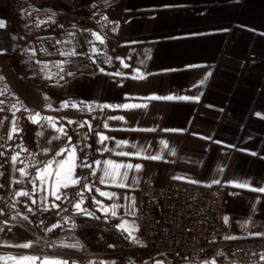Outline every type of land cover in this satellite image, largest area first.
<instances>
[{"label": "crops", "instance_id": "1", "mask_svg": "<svg viewBox=\"0 0 264 264\" xmlns=\"http://www.w3.org/2000/svg\"><path fill=\"white\" fill-rule=\"evenodd\" d=\"M0 21V264H17L25 256L96 264L68 258L89 247L76 229L94 216L136 248L137 193L170 180L224 184L222 236L264 237V194L250 190L264 187V0H0ZM70 50L77 55H61ZM105 104L147 107L101 110ZM100 135L110 139L100 144ZM118 140L129 146L116 148ZM72 145L76 163L83 158L93 168L75 169L78 184L42 185L40 178L56 168L48 165L65 159L63 150ZM105 146L114 151L103 152ZM120 151L133 155H116ZM150 155L162 159L143 158ZM106 160L139 164L141 170H129L123 185L101 184L95 161ZM78 202L91 215L76 209ZM54 211L62 224L52 247L67 258L37 254L48 245L41 222ZM124 221L126 228L135 225L131 236L118 227ZM36 239L41 249L33 248ZM97 241L100 251L89 248L106 254L98 264H112L115 257L127 264L119 254L124 251L109 253ZM23 244L31 247L17 246ZM134 264L159 262L144 258Z\"/></svg>", "mask_w": 264, "mask_h": 264}, {"label": "built area", "instance_id": "2", "mask_svg": "<svg viewBox=\"0 0 264 264\" xmlns=\"http://www.w3.org/2000/svg\"><path fill=\"white\" fill-rule=\"evenodd\" d=\"M225 191L222 183L201 186L174 180L158 189L138 191L139 242L133 250L119 253L121 259L141 262L148 258L159 264H204L206 259L220 264L261 262L264 237L227 240L222 236ZM60 217L54 211L42 220L40 235L47 238L48 245L39 256L67 258L52 247L60 233ZM105 256L84 246L81 253L68 258L98 264Z\"/></svg>", "mask_w": 264, "mask_h": 264}, {"label": "snow or ice", "instance_id": "3", "mask_svg": "<svg viewBox=\"0 0 264 264\" xmlns=\"http://www.w3.org/2000/svg\"><path fill=\"white\" fill-rule=\"evenodd\" d=\"M235 3H240L241 0H234ZM5 25H4V22L3 21H0V28H3ZM93 35L95 36V39L96 41H99L101 43H103V39L100 35L96 34V33H93ZM98 51L97 49H93V52H96ZM62 56H67V57H74L77 55V52L75 50H70L66 53H61ZM125 67H127V65H124ZM58 69H59V72H64V65L63 63L61 64H58L57 65ZM44 68H47V66L45 65ZM44 70V69H42ZM101 71H103V69H101ZM69 75H72L71 72L68 73ZM109 75H113V73H109ZM114 75H122V73H114ZM48 79H51V75H48L47 76ZM63 77H61L62 79ZM134 79L138 78V77H133ZM139 78H142V77H139ZM150 99L152 100H157V99H168V100H171L173 99L172 97H164V98H161V97H156V96H153L151 97ZM178 99H195V100H199V97H194V98H188V97H179ZM81 104H83L84 102L81 101L80 102ZM62 108H66L68 107V104L65 103V104H62L61 105ZM73 108H77L78 105L76 104H73L72 105ZM86 108H88L90 111L91 110H94V106L93 105H85ZM101 108V110H103L104 108H123V109H129V108H146L147 105H141V104H136V105H131V104H122V105H101L99 106ZM37 116H39V113L36 114V116H33L31 117V120L34 122V123H38V120H37ZM45 120H48L50 118H43ZM109 119H120V120H123V117H109ZM69 123L71 124L72 121H69ZM87 123V122H85ZM80 127H84V124H81ZM105 127L107 128L108 125L105 124ZM89 130H91V126L89 125ZM13 131H16V129L14 128ZM59 132L63 133L66 135V133L64 132V129L63 128H59L58 129ZM165 131H178V130H165ZM52 139H59V137H52ZM71 137L69 136L68 137V140H69V143H71ZM110 139L109 137L107 136H104V135H100V138H99V143L100 144H104V142L106 140ZM161 144H164V147L167 148V144L164 143V141H161ZM129 146L127 144L126 141H116V148H124V147H127ZM132 148H135L136 145L133 144L131 145ZM63 151H67V156L65 157V159L63 160H53L51 164L48 165V167H52V164H55L56 165V168L54 169V171L52 173H49L47 176H44V177H41V184H45L46 182H48L49 180H51V182L53 184H56V185H59L61 187H67L68 186V182L71 181L72 184H78L80 183V180L79 179H72V177L75 175V169L77 167H87V168H93V165L92 164H88L87 161L83 158H80V163L77 164L76 161L78 159L77 155H76V151H77V147L76 145H72L70 148L66 147ZM63 151L62 152H57L56 155L57 156H60V155H63ZM81 151H83V149H81ZM103 152H109V151H114L112 149H109L108 147H104L102 149ZM116 155H119V156H130V155H133L132 153H127V152H123V151H120L118 153H116ZM136 156H139L140 155V152H137L135 153ZM253 155H255V153H253ZM144 159H151L153 161H157V160H161L162 157L160 155H150V156H146V157H143ZM67 166V167H65ZM95 166L98 167L100 169V171H102L103 175L98 177L99 179V182L101 184H107V183H113V184H116V183H119L120 185H123L124 182L128 179V173H129V170H132V169H135L136 171H140L141 170V165L137 164V165H133V164H130V163H117L115 161H112V160H106V161H95ZM121 169H124V171H120ZM63 170V172L61 171ZM91 175L95 176L96 175V171H92ZM213 183H219V181H214ZM234 187H241V188H245V187H248V185L246 184H235L233 185ZM251 191L253 192H259V193H262L264 194V187H259V188H251L250 189ZM97 191H99V189H97ZM79 195H81V198H83L82 196V193H78ZM101 195L103 196H108L109 198H111L114 194H108V193H103L101 192L100 193ZM22 195H28L27 193H22ZM53 195L55 196L56 199H60V195L58 192H53ZM33 203H35V201H33ZM97 203H99L97 201ZM75 208L80 210V212L84 215H91L90 213L87 212L86 209H82L81 208V203H76L75 205ZM118 207L116 205H113V211H112V216H115L116 215V212H115V208ZM99 210V209H98ZM29 211H31V209H29ZM105 211L107 212V209H105ZM26 219V217H25ZM225 219V223H227V217L224 218ZM128 225V222L127 221H124L122 224L118 225V227L121 229V230H124V231H128V234L131 236L132 235V232L135 231V225H131L129 226L128 228H126L125 226ZM52 229H49V231H51ZM0 231H3V229H0ZM133 239H135V237H133ZM18 247H22V248H29L31 247V245L29 244H23V245H17ZM37 260H40L41 261V264H69V261L67 260H63V261H56V260H49V259H42L40 257H36V256H32V257H28V256H25L23 257L21 260L17 261V264H36V261ZM114 264V262H113Z\"/></svg>", "mask_w": 264, "mask_h": 264}, {"label": "trees", "instance_id": "4", "mask_svg": "<svg viewBox=\"0 0 264 264\" xmlns=\"http://www.w3.org/2000/svg\"><path fill=\"white\" fill-rule=\"evenodd\" d=\"M102 221L103 218L94 216L93 220L79 221V225L76 229V233L81 236L84 242L89 245L92 250H101V247L97 241L99 237L104 241V250L109 253L128 251L135 248V246L130 242L123 240L114 229H107V227L102 224ZM42 243V241L36 239L34 241L33 248L41 249ZM117 263L118 258L115 257L114 264ZM127 264H134V261H129Z\"/></svg>", "mask_w": 264, "mask_h": 264}, {"label": "bare ground", "instance_id": "5", "mask_svg": "<svg viewBox=\"0 0 264 264\" xmlns=\"http://www.w3.org/2000/svg\"><path fill=\"white\" fill-rule=\"evenodd\" d=\"M260 262H248V263H241V264H259Z\"/></svg>", "mask_w": 264, "mask_h": 264}]
</instances>
